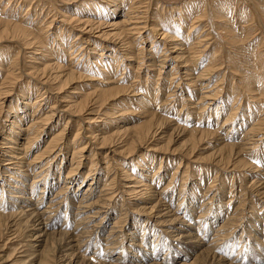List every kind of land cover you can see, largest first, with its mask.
Returning <instances> with one entry per match:
<instances>
[{
    "label": "bare ground",
    "instance_id": "obj_1",
    "mask_svg": "<svg viewBox=\"0 0 264 264\" xmlns=\"http://www.w3.org/2000/svg\"><path fill=\"white\" fill-rule=\"evenodd\" d=\"M24 1L0 0V129H4L3 121H7L9 124V130L2 133L0 131V242L3 241L4 234L6 233H10V236L12 235L16 238L20 229L26 231L25 238L28 239L27 242L28 247H30V252L28 254L20 253L16 257L19 259L17 260L18 264H58V261H60L59 264H73L74 260H72V256L78 249H82L83 240L93 238L98 230L97 227H100L99 232L104 228V215L107 214L108 216V210L110 208L114 209L116 206L117 190H119L118 193H121V195L128 194V198H121V209L113 217V223L107 235L105 237L95 236L96 242L99 241L97 245H109V249H107L109 251L106 253L100 252L97 249L98 246L95 247L93 249L95 255L89 257L91 259L89 264H165L169 259L167 260L166 258L162 262H159L154 256L162 248L167 251V249L171 248L172 244L170 240H166L167 238L163 234L165 230H158L156 225H166V229L170 228V230H167L169 232L168 234L172 236V232L174 231L181 233L182 222L185 218V222L187 220L189 221L186 222L189 227H193V233L190 234H192L191 237L196 238L194 247L195 245L197 246V248H192L195 250L188 252L184 250L186 254L192 251L194 252L190 264H247L249 261L248 258L246 256L240 257L238 253L243 249L242 254L246 255V251L253 244H249L248 239H245L244 244H240L244 241V238L241 239V234L243 231L250 233L254 230L256 234L261 233L264 236V226L259 232L257 231V224L260 222V220L258 221L256 219L260 217L257 209L260 208H256L255 206V199L259 197L258 195H264V190L260 192L262 188H259L260 190L256 189V194H251V197L246 196L240 198L233 211H230L231 203L229 202L234 196L233 193L230 197L228 196L229 200L225 203V212H223L220 205V200L216 199L215 195L209 198H202L198 208L195 209L199 198L197 188H199L198 184L200 181L193 180L191 185L185 188L187 178L190 175L195 176L188 171L187 164L177 174V169L180 164V162H177L178 165L173 168L169 180L162 185L160 190H157L159 181L164 179L168 173L166 171L164 172V167H169L172 162L175 163L173 157L164 156L165 163L163 162L162 164L163 157L159 155L158 158L160 160L157 161L159 166L155 171L149 170L150 166L148 163L143 162L146 152L144 154L140 153L139 160L142 161H138L136 158L135 162L131 161V154L139 149V146L141 147L145 141L152 137L154 139L157 130L160 129L161 131V129L166 128L171 123L170 118L167 115L165 116L164 111H161L160 115H154L152 111L137 112L135 113L136 117L133 118L129 127L124 128V130L115 129L109 134H107V130L103 131L100 128L98 129L100 133L95 134L96 130H92L94 128L91 125L96 124L92 122V119L96 117L90 116L87 118L91 120L87 121L91 122H88L87 126L89 127L85 129L89 133V136L85 137L81 131V122L85 118H77L78 120L75 121L73 117L86 112L87 109H84V107L88 102L98 103L99 95L109 94L113 91L123 89L127 90L129 87H132L130 91L137 93L134 91V87L140 88L138 87L140 86V79H143L144 82L152 81L154 78L155 80L159 79L166 57L170 55V58L175 63L170 69L169 76L164 80L167 82V89L163 103L167 101L164 105L170 107L178 100L181 102L179 111L183 109V113L180 115L182 117L181 119H183L181 120L183 126L178 128L179 126L177 125V128L174 127L173 130H176L177 134H186L188 137L186 142H189L190 147L184 152L183 156L186 157L192 154L195 147L201 142L207 143V141H211L213 138L215 140L220 139L217 137V134L221 132V134L224 133V138L217 143L219 144L218 147L208 153L213 165L225 166L226 168L231 154L237 155V153H249V155L251 154L249 159H253L254 156L258 155L256 154L257 151H263L264 146V105L258 104V101L264 103V39L257 40L253 54L247 56L249 61H251L250 66L246 64L249 62L246 60L247 57L239 58L240 63L242 62V65H246L244 67L241 66L243 70L249 72V74H245L246 79H243L245 76L241 77L242 83L239 90L243 92V88H245V93L246 91H251L253 93L252 95L255 96H248L252 97V101L258 104L254 111L251 110L254 108L253 105L247 106L249 114H244L246 118L240 120L239 128L249 121V119H251V122L242 131L239 142L232 140L235 137L234 131H238V128L231 127V125L236 115V110L238 109V107L234 108V102L240 91L230 90L227 93L224 105L227 106L229 101H231V106H229V111L225 118H223L221 124L212 121L209 122L208 118L211 115L219 113L217 112L218 104H215L214 107L211 105L214 104L213 101L219 99V95L223 89L221 84L224 75H222L221 79L213 82L211 89L203 92L200 91L203 88H208L209 79L204 85V81L200 80L206 79L204 78L205 76L216 73L221 66L225 65L219 61L218 55L227 49L226 47L240 46V39H237L236 31L239 28L247 27L249 24H245L244 22L248 20L244 17L243 19H239V16L237 17L235 13L236 11L233 10V16L231 18L236 22L235 31L232 25L227 24L229 22V16L222 12V8L218 6V0L187 1L183 3L184 5L177 7L178 11H182L176 12L179 17L175 18L176 22L172 23L173 27L185 26V29L188 30L186 35H183L184 37L179 38L176 35V29L172 30L169 28L171 26H167V29L172 32L170 35H167L168 33H164V30L158 28V26L166 27L162 21L158 23L152 19H148V8L151 0H106L104 6L98 4L97 6L91 7H72L70 14L67 16H63V14L57 12V9L53 8L52 3H48L44 7L45 4L38 1L33 6L30 4L25 6ZM89 1L88 4L93 2V0ZM154 1L157 4L158 2L170 4L168 3L169 1L173 2L175 0ZM237 1L240 4H249V0ZM194 3L196 5L198 3V5L195 6L193 5ZM14 12H18L19 14L23 12V15L21 14L22 16L28 14L29 17L27 16V20L25 21L20 17L19 20H16L18 18L16 16L14 18ZM56 13L63 16L59 20V25L56 22ZM187 20L190 22L189 25ZM147 22H151V26ZM211 22L213 27L210 26ZM239 22H241V26H239ZM199 24L202 27L192 38L190 36L188 37L189 32ZM142 33L146 34L142 35ZM254 33L255 30L250 33L252 38L255 37ZM217 35L220 37V42L217 41ZM155 38L163 40L162 43H157ZM108 42H111L113 45L107 44L106 46ZM142 42L149 43L148 48L141 45ZM168 42L173 43L168 44ZM252 44L250 49L253 48L252 46L254 44ZM160 45L162 46L161 49L159 48ZM168 45H173L171 47L172 49H169ZM104 49L109 50L106 55L103 53ZM25 50L29 51L25 52ZM169 50H171L170 53L166 54L165 51ZM232 51L234 50L229 52ZM158 52L159 55H157ZM209 52H211V55H208L206 62H201ZM119 53L127 61L134 60L135 66H133L132 72L126 71L131 70L132 63H122ZM26 54L27 56H25ZM85 55L89 56L84 58ZM22 58L24 60L25 58H29L28 60L31 61L27 69L30 71L26 74L20 72L24 67L22 66ZM216 61L218 62L215 63ZM93 65H95V68ZM200 67L202 68L200 69ZM96 69L97 72L99 71L101 75H104V78L100 77V79H96L99 84L93 85L91 91L89 89L81 90L77 88L69 94L68 90L84 78L85 75H83V72L92 73ZM194 69L200 70L196 72ZM142 70H145L142 74L143 77L140 75V71ZM30 72L34 75L33 77L28 76ZM126 72L129 73L128 79ZM123 73L126 76H122L124 75ZM108 75L112 76L108 77ZM155 75L156 77H154ZM24 76L29 77V80H25ZM208 77L210 78V76ZM252 79H255L257 88L246 90V86L251 83L250 80ZM233 80L230 83L231 89L235 86ZM210 81L213 80L211 79ZM40 86H43V88ZM141 87H144V85ZM172 88L180 91L175 93L176 91L174 89L171 90ZM51 89L55 91V94L61 93L62 95L55 96L54 100H52V97H47L44 103L48 102L49 109L45 111V114L39 113L41 101L45 98L43 96L46 92L50 93ZM259 89L260 92H255ZM15 90L18 92L17 99H15V102L14 100H7L9 105L5 110L4 100L10 96L11 91ZM159 90L161 91V87L156 86L153 88L155 93L153 99ZM198 93H200L198 100L194 102L191 96ZM64 96L70 97V100L62 105L67 110H64V113L62 111V114L57 118V122L51 128H48L53 118L52 109H54L55 101H59V103L63 102L62 98ZM142 97L144 98V96H140V98ZM207 100H209L208 103H206ZM16 103L21 104L19 111ZM159 103L160 100L155 98L154 104L159 105ZM193 103H197L195 106L193 105V108L196 109L195 114L198 120L196 122L191 120L189 124L192 127L186 129L185 127L189 119L188 115L192 112L189 109H191L190 106ZM187 107L188 110H185ZM205 108L210 110L205 116L207 120H199L200 116H204L202 112L205 111ZM28 109H30V113ZM256 109H259V112ZM220 112L222 114L224 111ZM114 114L115 112H112L107 116L111 119L107 121L106 129H110L117 123ZM62 123L64 124L62 125ZM69 123L71 128H68L66 132L65 129H67ZM56 126L59 128H54ZM73 127L75 133L70 140L69 132H71ZM122 130L125 133L122 140L119 142L113 141L112 139L116 138ZM41 134L44 139L40 138ZM81 136L87 138L85 143L78 142ZM119 139L117 138L116 140ZM169 139L170 135L165 145L168 144ZM41 142L44 144L42 145ZM82 143L84 144L81 145ZM92 143H96L97 148H103L107 144H121L119 146L120 150L116 152H114L115 150L112 151L119 158L111 159L110 157V159H107V153L100 154V159L103 161L105 170V175L102 174L104 176L98 175L100 167L96 170L98 163L96 162V153L92 148H89L92 146ZM39 144L42 146L35 152L32 159L25 156V153L27 154L30 147L34 145L38 148L40 146ZM261 145L262 147H260ZM155 148H151V150L157 151ZM16 149H20V152H17ZM144 149L146 150L147 148ZM161 149L166 150V147H160L159 150ZM174 151L169 150V152ZM154 156L150 154L147 159H152L153 161ZM58 159L59 161L56 162ZM86 159L87 161L89 160L87 172L82 174L83 176H80V167L84 165L82 161ZM121 159L126 160L122 161ZM233 159H231V162ZM238 159L236 163L239 161V164L243 163L241 162L243 159ZM259 160L262 161L263 157L261 158L259 156ZM60 161H64L62 166L65 165L66 173L63 180L61 179L62 184L59 187V172L62 167L59 166ZM67 161L69 162L67 163ZM249 162L250 160H244L243 165H249ZM57 163L59 164L57 165ZM160 167L164 168V170H159ZM254 169L257 168L255 167ZM216 174L217 172H215V176L208 182L209 184L206 190L203 191L202 196L206 192L210 193L211 188L217 180L215 178L217 177ZM120 175H122L121 177L126 182L121 183L120 179L122 178H120ZM239 176L244 178L245 175L243 176L242 173ZM86 177H89V181H86L87 183L84 182ZM234 177L231 176L230 178L229 190L233 186L232 182ZM132 180H136V182ZM177 180L179 181L176 193L177 203L172 209L170 206L172 204L173 189H175L173 186ZM260 180L259 178L252 180L247 187H258V185H254ZM73 182L76 183L70 189L69 184ZM83 182L86 183V186L83 193H81L79 203L77 202V211L73 213L71 211L68 212H71L74 226H78L79 230H70V226H66V224L61 225L58 231L59 236L54 239L51 233H48V227H50L52 221L51 214L58 212L59 206L65 199L68 201L71 200L72 202L77 188ZM98 183H101L99 191L103 193H98L94 201L87 202L86 200L88 199L85 200V198L90 195L89 191L92 188L93 190L94 188L96 189ZM141 185H144L145 189L149 188L150 190L146 198H143L146 193L143 192L145 191L144 188H136ZM245 185L244 183L242 188L240 185V193L244 192L245 194ZM221 186L224 187L225 183H221ZM56 187L58 190L54 193L53 198L49 199L47 206L43 209H41L42 207L39 208L43 199L46 200L47 194ZM123 187L126 188L123 189ZM170 187L172 189L168 191ZM213 198H215V201L212 203L211 199ZM133 199L137 201L144 199V203L140 204L136 209L138 213L145 215V217H133L134 223L132 229H127L129 232L126 235L127 233L122 232L119 228L126 221L124 214L127 210L125 209H128L133 204L131 203ZM246 200H250L251 207L255 211L253 212L255 218H251L254 224L252 223L250 227L248 222H246V228H242L241 234L238 237H234L232 232L240 226L241 219L243 218L242 207L245 205L243 203ZM182 203H184L183 206ZM93 204L98 208L92 210ZM135 205L138 206V203H135ZM66 208L67 205H65L64 212ZM194 211L196 212L195 218L193 215ZM148 217L149 219L153 217V224H150ZM220 217L221 219L218 221ZM65 218L67 217L64 214V220ZM48 220L50 223L47 224ZM91 222L93 223L89 224ZM214 223L216 225H213ZM262 223L264 225V221ZM39 224H42L41 228L38 227L40 226ZM248 225L251 229L247 231ZM213 226V234L210 240L203 242L202 240L205 239L204 237ZM148 227L150 228L148 229ZM116 228L117 230H115ZM145 231L147 232L144 235ZM187 231L188 229H186ZM151 235L152 237L149 238ZM40 236H42L41 239L39 238ZM126 237L130 242L127 246H121L119 243ZM5 238H7L6 242L12 241L8 237ZM255 239H257L255 242L261 243L264 246V237L261 240L258 237ZM42 241L44 245L41 248ZM132 241L134 242L132 243ZM6 242L0 244V250L7 246ZM236 243H238L239 248L232 253V249ZM135 245H141L143 248L138 249ZM257 246L260 247V245L255 244V247ZM72 247L74 248L72 249ZM116 250L118 251L117 256L111 257L114 251L116 253ZM124 250H127V252L130 251L129 255L118 256ZM223 253L225 255L226 253H232L233 256H221ZM124 258L128 262H124ZM148 258L151 261L148 262ZM181 263L183 264L184 262Z\"/></svg>",
    "mask_w": 264,
    "mask_h": 264
},
{
    "label": "rangeland",
    "instance_id": "obj_2",
    "mask_svg": "<svg viewBox=\"0 0 264 264\" xmlns=\"http://www.w3.org/2000/svg\"><path fill=\"white\" fill-rule=\"evenodd\" d=\"M38 1H40L41 3H44L45 4L44 7H46V5L48 3H50V4L52 3L53 4L52 5L53 8L57 9V12H59L60 14H63V16L69 15L70 12H71V8L72 7H80V8H82V7L97 6L98 4L104 6V4H106V0H93V2L90 3V4H88V2H90L89 0H25L24 3H25V6H27L29 4L33 6ZM187 1L193 2L194 0H184V1L183 0H175L173 2L169 1L168 3H170V4H162L160 2H158V4H157V3H155L154 0H151L150 3H149V8H148V14H149L148 19H152L153 21H156L158 23H161V21H162L164 23V26H166V27L158 26V28H160L161 30H164L165 31L164 33H168L167 35H170L172 33L170 30L167 29V26H171L169 28L172 29V30L176 29L177 30L176 35H178L179 38L180 37H184L183 35L184 34L186 35V33L188 31L187 29H185V26H181V27H175L174 26L173 27L172 23L176 22L175 18L179 17L178 13H176V12H181L182 11V10L178 11L177 7L179 5H184L183 3H186ZM110 4H112V3H110ZM162 5H163V9L161 10ZM193 5L197 6L198 3H197V5H196V3H194ZM218 6L220 8H222V10H223L222 12L224 14L229 16V20H228L229 22L227 24H230V26L232 25V28L235 31H236V22L231 18L233 16V14H232L233 10L236 11L235 13L237 14V17L239 16V19H243V17H244V18H246L248 20L247 22H244V23L245 24H249L247 27L239 28L238 31H236L237 39L238 40L240 39L239 40V42L241 43L240 46H237V47L232 46L230 48L226 47L227 49H225L223 52H221L218 55L219 61L221 63L225 64V65L221 66V68L216 73L211 74V75H207V76L204 77L206 79L200 80V81H204L203 82V85H204V83H206L207 80L209 79L208 88H203L201 90L199 89L201 92H203V91L211 89L212 85H213V82L218 80V79H221L222 75H224L223 79H222V84H221L223 89H222V92L219 95V99H216L215 101H213L214 104L211 105L212 107H214L215 104H218L217 112H219V113H217L216 115H211L212 117L210 116L208 118L209 122L212 121V122L221 124L223 118H225V116L227 115V113L229 111V106H231L230 105L231 101H229L227 106L224 105L225 104L224 103L225 99L227 98V93L230 90L240 91L239 89H240V85L242 83L241 77L245 76V74H249V72H246L245 70H243L242 67H244L246 65H242L241 64L242 62L240 63L239 58L247 57V56L252 55L253 54V50L256 48L255 44H257V40L264 39V0H249V4L248 5L240 4L237 0H218ZM13 14H14V18H15V16H16V18H18L16 20H19V17L22 18L24 21L27 20L28 14H26L24 16H22L23 14L21 15L18 12H14ZM76 14L79 15L78 12H76ZM63 16H61V15L56 13L55 18L57 20L56 22H58V25H59V20H61L63 18ZM174 16H176V17H174ZM239 19H237V20L243 22L242 20H239ZM241 22H239L240 23L239 26H241ZM187 23L189 25V23H190L189 20H187ZM147 24H149V26H151V22H147ZM152 25H153V23H152ZM210 26L213 27L212 22L210 23ZM201 27H202V25L199 24L197 27L192 29L189 32L188 37L190 36V38H192L194 36V34ZM254 30H255V33H254L255 37L252 38V35L250 33L252 31H254ZM76 33H77V31H76ZM145 34L142 33V35H145ZM155 39L157 40V43H162V41H163V40H160V38H155ZM217 41L220 42V37L218 35H217ZM169 43H173V42H168V44ZM107 44L113 45L111 42L106 43V46H107ZM251 44L253 45L252 49H250L251 48ZM141 45H143L145 48H148L149 43H145V42L143 43L142 42ZM172 46L173 45H168V48L172 49L171 48ZM161 47L162 46L160 45L159 48L161 49ZM177 47H179V46H177ZM179 48L182 49L181 47H179ZM11 50H14V49H11ZM231 50H234V51L229 52ZM28 51L29 50H25V52H28ZM108 51L109 50L104 49L103 53L106 55L108 53ZM170 51L171 50L165 51V52L167 54V53H170ZM157 55H159V52L157 53ZM208 55L210 56L211 52H209L207 54V56L205 57L206 59L204 58L201 62L205 63L206 60L208 59ZM25 56H27V54ZM88 56L89 55H87V56L85 55L84 58H86ZM119 56H120V60H121L122 63L123 62L124 63H128V62L132 63L131 64V70H126L128 72H132L133 66H135L134 60L132 59V61H127V60L123 59V56L121 55V53H119ZM28 59L29 58H25V60H24L22 58V61H23L22 66H24V67H23V70L20 71V72L25 73V74L30 71V70H27L29 62H31ZM246 60L249 61V58L247 57ZM217 62L218 61H216L215 63H217ZM174 63L175 62L170 58V55L167 56L166 57V61L164 63V67L161 69V74H160L159 79L155 80V78H154V79H152V81H148V82H144L143 79H140V82H139L140 86H138L140 88L134 87L135 88L134 91L137 92V93H133L132 91H130L132 87H129V89H127V90L123 89V90H119V91H113V92H111L109 94L99 95L98 103L88 102V104L84 107V109H87L86 112H84L82 114H78L77 116H74L73 118L75 119V121L78 120L77 118H81V117L85 118L84 121L81 122V126H82L81 131H82V134H84L83 136L85 137V136H89V133L85 129H88L87 128V127H89V126H87L88 122H91V121H87V120H91V119L87 118V117H90V116L96 117L95 119H92V122H95L96 124L95 125H91L94 128L92 130H96L95 134L100 133L99 130H98L99 128L103 129V131L107 130L108 131L107 134H109L111 131H114L115 129H118V130L123 129L124 130V128L129 127L131 125L132 121H133V118L136 117L135 113H137V112H142V111L150 112V111H152V113L154 115L155 114L160 115L161 111H164L165 116L167 115L170 118L171 123L169 125H167L166 128L161 129V131H160V129L157 130V132L155 133V138L154 139L152 137L151 139L145 141L142 144L141 147L139 146V149H137L133 154H131L132 155L131 156V158H132L131 161L135 162V158L138 159V161H142V160H139L140 153L144 154L146 152L145 153V160L143 162H145L146 164L148 163V165L150 166L149 170L151 169V170L155 171V169L159 166L158 162H157V161L160 160L158 158L159 155H161V157H163L162 158L163 159L162 160V164H163V162L165 163V161H164L165 157L164 156L173 157L175 163L172 162V164L169 167H164L165 170L162 167H160V169H159V170H162V171L164 170V172L166 171L168 173L166 174L164 179L159 181L157 190H160L162 185L166 181L169 180L171 172L173 171V168L176 165H178L177 162H180L179 167L177 169V174L179 173L178 171H180V170L182 171L185 168L186 164H187L188 171L191 174L195 175V176H191L190 175L187 178L186 183H185V188L187 186H190L193 180H198V182L200 181L199 184H198L199 188H197V192L199 193L198 194L199 198H198V202L196 203L195 209L198 208L199 202H200V200L202 198H204V197L209 198L212 195H215L216 199L220 200V205H221V207L223 209V212H225L226 211V210H224L225 209V203L227 202V200H229L228 196L230 197L231 194L233 193L234 196L232 197L231 201H229L231 203L230 211H233L234 207L237 206L240 198H244L246 196L247 197H251V194H253V195L256 194V192H255L256 189H259V188L261 189L262 188L261 190L259 189L260 192L262 190H264V183H263L264 182V170H263L264 169V146H263V151H260V152L257 151L256 154H258V155L254 156L253 159H249L250 155H251V154L249 155V153H247V154L246 153L245 154L244 153L243 154L242 153H237V155L236 154H234V155L231 154V156L229 158V163H228L229 166L227 165L226 168H225V166H218V165L215 166V165H213L211 159L209 158L208 153L210 151H213L216 147H218L219 144H217V143L222 138H224L223 137L224 133L221 134V132H218L219 135L217 134V137L220 138V139H216L215 140L213 138V139H211V141L210 140L207 141V143L201 142L195 147V149H194L192 154L187 155L186 157H184L183 156L184 152L190 147L189 142H186V139L188 137H187L186 134H177L176 130H173L174 127H176L177 125L179 126L178 128L183 126V124L181 122V120H183V119H181L182 117L180 116L183 113V109H181L179 111L181 102L178 100L175 103H173L174 104L173 106H175L174 109H172L173 106L169 107V106H165L164 105V104H166L167 101H164V103H163V100H164V97H165V93H166V89H167V82H165L164 80H165L166 77L169 76L170 69H171L172 66H174L173 65ZM246 64L250 66L251 65V61H249ZM93 66L95 68V65H93ZM201 68L202 67H200V69ZM200 69H194V70L196 72H199ZM124 72H125V70H124ZM140 72H141L140 75H142L145 72V70H142ZM100 73L101 72H99V71L97 72V69H96V71H92V73L83 72V75H85L84 78L81 79V81H79L76 84H74L68 90L69 94H71V92H73L77 88H79L81 90L89 89L91 91V88H93V85L99 84V82L96 79H100V77L104 78V75H101ZM126 74H127V79H128L129 78V75H128L129 73L126 72ZM126 74H124L122 76H126ZM28 76L33 77L34 75L30 72V74ZM109 76H112V75H108V77ZM208 76H210V78ZM142 77H143V75H142ZM154 77H156V75ZM24 78H25V80H29L28 79L29 77H25L24 76ZM246 78L247 77L245 76L243 79H246ZM211 79L213 81H210ZM232 80H233V82H235V86H233V88L231 89V84L230 83H231ZM250 82L251 83L248 86H246V90L247 89H256L257 85H256L255 79L250 80ZM142 85H144V87H141ZM88 86H90V87H88ZM156 86L159 87V88L161 87V91L159 90V92H157V94H156V97H154V99H153V95L155 94L154 91H153V88H155ZM40 87L43 88V86H40ZM197 87L199 88V86H197ZM173 89L174 88H172L171 90H173ZM243 89L245 90V88H243ZM244 90H243V92H241V91L238 92V94L236 96L237 97L236 101L234 102V108L238 107V109L236 110V115H235L234 120H233L232 125H231V127L234 126L235 128H238V131L237 130L234 131V136L236 137V138L234 137L235 139L234 138L232 139V140H234V142H239L240 135H241L242 131L251 122V119H249V121H247L242 126L243 128L242 127L239 128L240 120L243 119V118H246L244 116V114L245 115L249 114V111H248L249 109H247V106L248 105H251V106L253 105L254 108L251 109V110L254 111V109L258 106V104L259 105H264V103H262V101H258V104L254 103L252 101V99H251L252 97H249V96H255V95H252L253 93L251 91H246V93H245ZM179 91L180 90L176 91L175 93H177ZM258 91L260 92V89L256 90L255 92H258ZM17 93L18 92H16V90L15 91H11L10 96L7 97L6 100H4V109L5 110L8 108V105H9L8 101L9 100H11V101L14 100V102H15V99H17V95H18ZM247 93H249V94H247ZM199 94L200 93H198L196 95H192L191 99H193L194 102L197 101ZM61 95H62L61 93L55 94V91L53 89L50 90V93L46 92L44 94V96H43V97H45L44 100L41 101V106L39 107L40 108L39 109L40 110L39 113L45 114L46 113L45 111H47L49 109L48 102L44 103L46 101L47 97H52V100H54L55 96L57 97V96H61ZM140 96H144V98L143 97L140 98ZM155 98L160 100L159 105L154 104ZM62 99H63V102H61V103H59V101H55L54 109H52L53 118H52L51 122L49 123V127L48 128H51L57 122V118H58V116L60 114H62V111L64 113L65 112L64 110H67L62 105L66 104L65 102L69 101L70 97L69 96H64ZM169 99H171V98H169ZM50 102H51V100H50ZM208 102H209V100L206 101V103H208ZM190 103H192V101H190ZM196 104L197 103H193L190 106L191 109H189V110H192V112H190V114L188 115L189 119H188V122H187L188 124H186V127H185L186 129H188L189 127H192L189 124L191 122V120L193 122H196V120H198V118L196 117V114H195L196 109L193 108ZM16 105H17V109L19 111V109L21 108V104L16 103ZM153 105L156 106V107H154ZM162 105H164V106H162ZM185 110H188V107ZM256 110H257V112H259V109H256ZM28 111L30 113V109H28ZM209 111L210 110L208 108H205V111L202 112L204 114V116H200L199 120H204V121L207 120L206 119L207 117H205V116L208 114ZM220 111H224V112L221 114ZM67 112L70 113L69 111H67ZM112 112H115L114 116H115V119L117 120V123H115L114 126L111 127L113 129H111V128L110 129H106L107 121H110L109 119H111L110 117H107V116L110 113H112ZM263 112H264V109H263ZM88 114H94V115H88ZM64 116H65V114H64ZM217 117H218V119H216ZM179 119H180V121H179ZM2 123L4 125V129L3 128L0 129L1 133L9 130L8 122L7 121H3ZM63 124L64 123H62V125ZM54 128H59V127L56 126ZM68 128H71L70 123H69V125H67V129H65L66 132L68 131ZM123 130H122V132L118 133V136L116 138H114L112 140L116 141V142L121 141L123 136L125 135ZM69 133H70V135H69L70 138L69 139L71 140L73 134L75 133L74 127L71 129V132H69ZM169 135H170V139L168 141V144L165 145L166 142H167L166 140L168 139ZM20 136L22 137V135H20ZM84 137L81 136L79 138L78 142H84L85 143L87 138H84ZM40 138L41 139L43 138L42 134L40 135ZM117 138H120V139L116 140ZM213 140H214V142H213ZM42 142H41V144L43 145L44 143H42ZM84 143H82L81 145H83ZM41 144H39L40 146L38 148H36L34 145L32 147H30L28 149V151H27V154L25 153V156L29 157V159H32V157L34 156L35 152H37L38 149L42 146ZM89 144H91V143L89 142ZM95 144L96 143H92V146H90L89 148H92V150L96 153V162H98L96 170H98V168L100 167L99 168L100 171H98V175H102V174L105 175L104 165H103V161L100 159L101 158L100 154L107 153V159H110V157H111V159L112 158L113 159L114 158H119V156L113 154L112 151L115 150L114 152H116L117 150H120L119 146L121 144L120 143L118 145L107 144L103 148H97V145H95ZM262 145H263V143H262ZM262 145L260 147H262ZM87 146H88V144H87ZM160 147H166V150H162V149L159 150ZM205 147H208V148H205ZM86 148H88V147H86ZM144 148H147L146 149L147 151ZM151 148H155L157 151H153V149L151 150ZM16 150H17V152H20V149H16ZM169 150H175V151L174 152H169ZM84 153H86V152H84ZM260 153H261V155H260ZM150 154L152 156H154V154H155L153 161H152V159H147ZM259 156L261 158L263 157L262 161L259 160ZM233 158H235V159H233ZM238 158L243 159V160H241V162H243V163H244V160H247V161L250 160L249 165L248 164L243 165V163L239 164L240 161L238 163H236L239 160ZM231 159H233L232 162H231ZM121 160L123 161V160H126V159H121ZM121 160H120V162H122ZM58 161H59V159L56 162H58ZM68 162L69 161H67V163ZM82 162H84V165H83V167H80V176H83L82 174L87 172L89 160L87 161V159H86V160H83ZM63 163H64V161L63 162L60 161V164L57 163V165L59 164V166H62ZM254 166L257 169H254L255 168ZM219 168H221V169H219ZM254 170H256V171H254ZM215 172H217V174H216L217 177H215L217 180L214 183L215 185H213V187L211 188L210 193L206 192L205 195L202 196L203 191L206 190V188H207V186L209 184L208 182L211 180V178H213L215 176L214 175ZM65 173H66V167L64 165V166H62L60 168V172H59V176H60L59 180H58V186L59 187L62 184V180H63V178L65 176ZM146 173H149V172H146ZM242 173H243V176L245 175L246 177L244 176V178H243V177L239 176V174L242 175ZM260 173H261V175H260ZM203 174H204V176H203ZM104 175H102V176H104ZM121 176L122 175H120V178H122V179H120L121 183L126 182L125 179H123V177H121ZM231 176L232 177L235 176V177L233 178V182H232L233 186L229 190ZM88 178L89 177H86L84 179V182H86V181L88 182L89 181ZM134 178H135V176H134ZM256 178L261 179L257 184L254 185V186L258 185V187H256V188L247 187L251 183V181L256 179ZM55 180H56V178H55ZM136 180H132V181L136 182ZM241 180L244 181V182H242ZM84 182L77 188V190L75 192V197L72 199V202H71V200L68 201L67 199H65L61 203V205L59 206L58 212L57 213L53 212L51 214V219H52L51 225H50V227H48V226L47 227H48V233H51V236L54 237V239L59 236V232L58 231H59L61 225L66 224V226H70V230L71 229L79 230L78 226H76V227L74 226V221H73V219L71 217V212L73 213V212L77 211V209H76L77 202L79 201V198L81 197V193H83V190L85 189V186H86V183H87V182L86 183H84ZM135 182H131V183H135ZM223 182L225 183L224 187L221 186V183H223ZM75 183L76 182L70 183L69 184V188L70 189L73 188V185H75ZM152 183H154V182H152ZM244 183L246 184L244 186L245 187L244 188L245 194H244V192H242V193L239 192L240 185H241V188H242V185H244ZM139 184H140V182H139ZM178 186H179V181L177 180L175 182L174 186H173V188H175V189H173L172 204L170 206L172 209L175 207V204L177 203V194L176 193H177V190H178ZM100 188H101V183L100 184L98 183V185L96 186V189L94 188V190H93V188H92L89 191L90 195L88 197H86L85 200L88 199V200H86L87 202L94 201L96 199V196L98 195V193H100V194L103 193V192L99 191ZM124 188H126V187H123V189ZM136 188H138V189L144 188L145 191H143V192H146V193H145V195L143 194L144 195L143 198H146V196H148V194L150 193L149 188L145 189L144 185L138 186ZM170 189H172V187H170L168 189V191H170ZM57 190H58L57 187L54 190H51V192H49L47 194L46 200L43 199V201L39 205L40 206L39 208L42 207L41 209H43L44 207H46L47 206V202L49 201L50 198H53L54 193ZM118 192H119V190H117V193H116V194H118V196L116 197L117 198L116 199V206L114 207V209L110 208L108 210V216L109 217L107 216V214L104 215V219H103V221H105L104 228H102V231L99 232L100 227H97L98 230L96 232V235H99V236H102V237H105L107 235V233L109 231V228H111V226H112L113 217L115 215H117V212H119L120 209H121L120 208V206H121V198L122 197L128 198L127 197L128 194H122L121 195V193H118ZM221 194H222V196H221ZM100 196H103V195H100ZM219 196H220V198H219ZM258 196H259L258 198H256V199L254 198V199H255L256 208H260V209H257V211H259L258 214H260V217L256 218L258 221L260 220V222H261V223L258 222V224H257L258 227L256 226L258 228L257 231L259 232L260 229L264 226L263 223H262L264 221V219H263V216H264V195L260 194ZM252 197H255V196H252ZM36 198H37V196H36ZM89 198H90V200H89ZM143 200H140V201L138 200L137 201V200L133 199V202H131L133 204H131L130 207H129L130 209L129 208L125 209V210H127L126 213L124 214V217H126V221L124 222L122 227L119 228V229H121L122 232L124 231V233H127V232H129L128 231L129 229H132V226H133V223H134L133 217H135V218L136 217H140V218L145 217V215H141L140 213H138V211L136 209V208H138L140 206V204L144 203ZM214 201H215V198L211 199L212 203ZM211 202H209V203H211ZM135 203L136 204L138 203V206H136ZM183 204L184 203H182V206H183ZM65 205H67V208H66V210L64 212ZM95 205H96V203H95ZM95 205L94 204L92 205V210L95 209V208H98ZM243 205H244L242 207L243 218L241 219L240 226H238L234 230V232H232V235L234 234V237L235 236L238 237L241 234L242 228H244V227L246 228V224H245L246 222H248V224L251 227L252 226L251 224L253 223V219H251V218L252 217L255 218V214L253 213L255 211L251 207L250 200L249 201L248 200L244 201ZM243 208H244V210H243ZM83 210H85V209H83ZM69 211H71V212L68 213ZM121 211H123V210H121ZM63 212H64L65 216L67 217V218H65V220H64ZM180 215H182V214H180ZM193 215H194V218H195V216H196V212L195 211H194ZM222 217H223V215H222ZM95 218H97V217H95ZM185 219H183L184 221L182 222L181 233H176L177 231H174V232H172V236H170L168 234L169 232L167 230H170V228L166 229V227H167L166 225L165 226L156 225L158 227V228L156 227L158 230H165L163 232V234H164V236H166V238H167L166 240H170L171 244H172L171 248L167 249V251L164 248H162V249H160L158 251V254L154 256V258L157 261L162 262L164 259L167 258V260L169 259V261L165 262V264H182L181 262H184L183 264H190V261H191V258H193V253L194 252L192 251L189 254H186L185 252H188L190 250H195V249H192V248L194 247L196 238L191 237L192 234H190V233H193V227L192 228L189 227L188 223H186L188 220L185 222ZM220 219H221V217L218 219V221ZM148 220H149L150 224H153V217H150V219L148 217ZM48 223H50L49 220L47 221V224ZM92 223L93 222H91L89 224H92ZM216 223H214L213 225H216ZM39 225L40 226H38V227L41 228L42 224H39ZM192 225H194V224H192ZM249 225H248V229H246L247 231L249 229H251L249 227ZM149 228L150 227H148V229ZM186 229H188L187 232H186ZM213 229H214V226L208 231V234L204 237L205 239L202 240L203 242H205V241L208 242L210 240L211 235L213 234ZM115 230H117V228ZM146 232L147 231L144 232V235H145ZM25 235H26V231H24L22 229H20L18 231V235H17L16 238L13 237L12 235L10 236V233L4 234V239H3L2 242H0V244L6 242L7 238H5V237H8V239L12 240V241H7L6 242L7 246L3 247V249L0 250V264H18L17 260H19V259H17L16 257L19 256L20 253L28 254L30 252V247H28V242H27L28 239L25 238ZM96 235H94L93 238H89L88 240H86V239L83 240L84 243H83V245L81 247L82 249H78L79 252L77 250L76 252H74V255L72 256V260H74L73 264H89V262L91 261V259L89 257L95 255L93 253V249L98 246L97 244L99 242V241L96 242V238H95ZM126 235H128V233ZM167 235H168V237H167ZM241 235H242L241 239L244 238V241H242L241 243L240 242H238V243L244 244L245 239L246 240L248 239L249 244H251V245L253 244V245H252V247L248 248L249 250L246 251V255L242 254L243 249H241L240 252L238 253L239 256L240 257L246 256V258H248V260H249L247 264H264V246L261 245V243L255 242V240H257L255 238H257V237L260 240L263 239V237H264L263 234H261V233L260 234L259 233L256 234V232L254 230H252V232H250V233H247V232L243 231V233ZM169 236H170V238H169ZM151 237H152V235L149 236V238H151ZM39 238L41 239L42 236H40ZM202 241H199V242H202ZM129 242H130V240H128L127 237H126L119 244L121 246L122 245L123 246L124 245L127 246V244ZM133 242L134 241H132V243ZM238 243H236V245L232 249V253L238 250V248H239ZM255 244L260 245V247H258V246L255 247ZM43 245H44V242L42 241L41 242V248H42ZM135 246H137V245H135ZM108 247H109V245L108 246L107 245L104 246V244H103V246L102 245L98 246L97 249L100 250V252L102 251V252L106 253V252L109 251V250H107V249H109ZM137 247H138V249H141L142 246L138 245ZM242 247H244V246H242ZM73 248L74 247H72V249ZM194 248H197V246L195 245ZM13 250H15V251L13 252ZM184 250H186V251L184 252ZM117 252H118L117 250H116V253L114 251V253H112L111 257L117 256ZM129 253H130V251L127 252V250H124V251H121L120 255H118V256H120V257L121 256H125V254L129 255ZM232 253H230V254L226 253V255H225V253H223L221 256L224 255L225 257H230V255H232ZM149 259L150 258L147 259L148 262L151 261ZM58 262L60 263V261H58ZM124 262H128V260L124 258ZM225 264H227V263H225Z\"/></svg>",
    "mask_w": 264,
    "mask_h": 264
}]
</instances>
